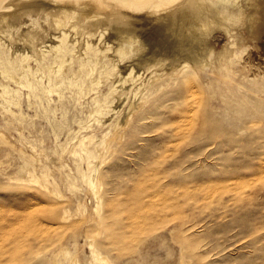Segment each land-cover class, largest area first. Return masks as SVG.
I'll use <instances>...</instances> for the list:
<instances>
[{"label": "rangeland", "instance_id": "obj_1", "mask_svg": "<svg viewBox=\"0 0 264 264\" xmlns=\"http://www.w3.org/2000/svg\"><path fill=\"white\" fill-rule=\"evenodd\" d=\"M189 2L0 0V264H264V36Z\"/></svg>", "mask_w": 264, "mask_h": 264}, {"label": "bare ground", "instance_id": "obj_2", "mask_svg": "<svg viewBox=\"0 0 264 264\" xmlns=\"http://www.w3.org/2000/svg\"><path fill=\"white\" fill-rule=\"evenodd\" d=\"M182 1V0H181ZM184 1V0H183ZM8 1H6L7 4ZM11 2V1H10ZM29 2V1H28ZM55 2V1H54ZM61 2V1H60ZM12 3V2H11ZM172 3V2H171ZM82 4V3H81ZM80 4V5H81ZM86 4V3H85ZM93 4V2L91 3ZM107 4V3H106ZM123 4V3H122ZM169 4V3H168ZM29 5V3H28ZM131 5V4H130ZM141 5V4H140ZM27 6V5H26ZM34 6V5H33ZM84 6V5H82ZM95 6V4H94ZM93 6V7H94ZM137 6V5H136ZM164 6V5H163ZM29 7V6H28ZM89 7L87 6V10ZM109 8V7H108ZM181 10L179 8V12L176 14L178 15V22L179 24L185 25L186 31L192 32L190 34L191 40L194 42L195 39L200 40L201 38H208L207 35L210 36V32L212 28H223V40L220 43H217V50H216V57H220L222 54L231 52L233 49V43L227 44V38L225 36L226 32L232 34V29L236 28H244L247 32V35L253 37L255 39H259L262 35L264 36V0H190L189 3L185 5H181ZM21 9V8H19ZM92 9V8H91ZM8 11V10H7ZM67 11V10H66ZM104 11V10H103ZM102 11V12H103ZM2 12V11H1ZM18 12V11H17ZM63 12V11H62ZM79 12V11H78ZM91 12V11H90ZM109 12V11H106ZM171 12V11H169ZM5 13V12H4ZM3 13V14H4ZM65 13V12H64ZM62 13V14H64ZM81 13V12H80ZM84 13V12H83ZM125 13V12H124ZM9 14V13H8ZM90 14V13H89ZM131 14V13H130ZM80 16L81 14L78 13ZM84 15V14H82ZM87 15V14H86ZM93 15V12L92 14ZM96 15V14H95ZM133 15V14H132ZM164 15V13H163ZM166 15V14H165ZM175 15V14H174ZM3 16V15H2ZM1 16V17H2ZM161 16V15H160ZM173 18V15H171ZM145 17V16H144ZM157 17V16H156ZM168 18V16H165ZM175 17V16H174ZM84 18V16H83ZM130 18V17H129ZM141 18V17H140ZM164 18V17H163ZM157 19V18H155ZM175 19V18H173ZM102 20V19H101ZM135 20V19H134ZM147 20V19H146ZM163 20V19H161ZM168 20V19H167ZM91 22V21H90ZM135 22V21H134ZM156 22V21H155ZM165 22V21H164ZM176 22V21H174ZM140 23V22H139ZM142 23V22H141ZM140 23V24H141ZM58 24V23H57ZM62 24V21H61ZM60 24V25H61ZM160 24V23H159ZM164 24V23H163ZM176 25V24H175ZM59 25H57L58 27ZM160 26V25H159ZM172 26V25H171ZM182 26V25H181ZM55 27V26H54ZM179 27V26H178ZM158 28V26H157ZM156 28V29H157ZM72 29H75V27ZM169 29V28H168ZM76 30V29H75ZM163 30V28H162ZM173 30V29H172ZM182 33V32H181ZM180 33V34H181ZM220 33V32H219ZM222 33V32H221ZM186 34V33H185ZM262 34V35H261ZM188 35V34H186ZM132 36V35H131ZM175 36V35H174ZM262 36V37H263ZM129 37V36H128ZM189 38V39H190ZM29 39V38H27ZM77 39V38H76ZM131 39V38H130ZM181 39V38H180ZM212 39V38H211ZM186 40V39H185ZM188 41V40H187ZM191 41V42H192ZM202 41V39H201ZM183 42V40H182ZM196 42V41H195ZM200 42V41H199ZM261 42V41H260ZM263 42V41H262ZM87 43V42H86ZM177 43V42H176ZM181 43V42H180ZM179 44V43H178ZM199 44V43H198ZM202 44V43H200ZM205 44V43H204ZM203 44V45H204ZM181 45V44H180ZM230 45V46H228ZM179 46V45H178ZM200 46V45H198ZM193 47V46H192ZM134 48V47H133ZM186 48V47H185ZM190 48V46H189ZM188 48V49H189ZM229 48L228 50H226ZM199 50L196 53L189 54L191 58L199 59L197 63L202 61H207L204 57L207 52V47L200 46ZM124 50V49H123ZM184 50V49H183ZM187 50V49H186ZM192 49L190 48L189 51ZM194 50V49H193ZM192 50V52H193ZM180 51V50H178ZM187 52L184 50V53ZM264 52V51H263ZM178 53V52H177ZM188 53V52H187ZM180 54V52H179ZM178 54V55H179ZM263 54V53H262ZM188 55V54H187ZM182 58V56H180ZM189 57V58H190ZM176 58V57H175ZM188 58V59H189ZM183 59V58H182ZM187 59V58H186ZM174 60V59H173ZM172 60V61H173ZM176 60H178L176 58ZM192 60V59H189ZM171 61V62H172ZM193 62V61H192ZM194 63V62H193ZM192 63V64H193ZM175 64V63H174ZM170 67V66H169ZM169 69V68H168ZM193 93V92H192ZM196 93V92H195ZM190 97V95H188ZM197 97V95H196ZM198 98V97H197ZM135 103V102H134ZM16 105V104H15ZM192 105V104H191ZM191 107V106H190ZM193 108V107H192ZM192 110V109H191ZM190 111V110H189ZM188 111V112H189ZM191 113V111H190ZM129 116V115H128ZM130 117V116H129ZM190 117V116H189ZM187 120V119H186ZM193 120V119H192ZM120 123V122H119ZM123 124V123H121ZM188 125V124H187ZM3 137V136H2ZM5 139V138H4ZM6 140V139H5ZM81 141V140H80ZM35 158V157H34ZM37 159V158H36ZM34 182V181H33ZM93 184V183H92ZM95 188V187H94ZM96 196V209L99 208L100 196H98L97 191H95ZM63 197V196H62ZM33 203V202H32ZM35 207V206H34ZM101 264H111L105 255H100L96 250H92ZM74 255V254H73ZM73 258V257H72ZM76 258V257H75ZM72 261V259H71ZM76 262V259L74 263ZM70 263V262H69ZM182 263V262H181ZM52 264V263H51ZM77 264V263H76Z\"/></svg>", "mask_w": 264, "mask_h": 264}]
</instances>
